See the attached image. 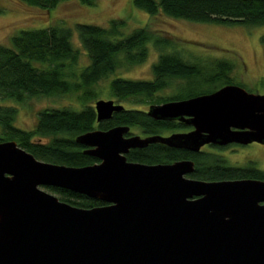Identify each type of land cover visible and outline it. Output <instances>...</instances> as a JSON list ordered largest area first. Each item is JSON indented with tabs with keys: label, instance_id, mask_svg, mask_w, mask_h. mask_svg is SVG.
I'll return each mask as SVG.
<instances>
[{
	"label": "water",
	"instance_id": "95a60500",
	"mask_svg": "<svg viewBox=\"0 0 264 264\" xmlns=\"http://www.w3.org/2000/svg\"><path fill=\"white\" fill-rule=\"evenodd\" d=\"M99 123L125 106L94 101ZM146 113L189 131L143 136L128 125L76 137L99 161L70 166L0 142V264H264V179L200 180L195 162L147 164L127 154L151 143L200 152L206 145H264V94L237 84ZM43 187L104 202L75 206Z\"/></svg>",
	"mask_w": 264,
	"mask_h": 264
},
{
	"label": "trees",
	"instance_id": "16d2710c",
	"mask_svg": "<svg viewBox=\"0 0 264 264\" xmlns=\"http://www.w3.org/2000/svg\"><path fill=\"white\" fill-rule=\"evenodd\" d=\"M23 1L53 9L67 0ZM81 1L95 4V0ZM134 5L153 17L165 15L203 23L264 25V0H134ZM125 23L122 19L113 20L108 26L89 23L76 25L90 59L79 74V82L70 80L80 57L79 49L72 43L71 28L57 25L23 29L12 36L9 43L0 42V142L16 140L21 147L44 161L70 166L91 165L99 160L85 153V147L76 142L78 135L96 128L107 130L118 125H128L131 131L138 127L144 136L162 134L167 130H185L189 128L185 123L156 120L140 105L186 99L213 92L228 84L241 85L231 77L234 62L216 59L204 63L186 59L182 49L170 51L177 43L169 31L146 25L124 34ZM150 42L159 51V58L153 64V78H113L110 81L109 99L122 103L125 109L99 123L91 102L101 97L93 86L100 80L111 78L124 66L145 62L149 56ZM261 42L264 45V35ZM173 79H184L187 83L171 96L155 98L159 91L170 86ZM190 88L195 91H189ZM81 89L85 96L82 109L46 108L39 112L35 129L25 130L15 125L18 108L8 101L25 102L30 98L60 96ZM127 158L147 164L190 159L196 163L191 177L200 180L264 179V170L257 168L255 162H250L246 167L230 166L221 155L208 148L192 152L151 143L145 148L132 149ZM48 188L59 194L61 200L75 206L93 208L105 204L70 190Z\"/></svg>",
	"mask_w": 264,
	"mask_h": 264
},
{
	"label": "rangeland",
	"instance_id": "374dc122",
	"mask_svg": "<svg viewBox=\"0 0 264 264\" xmlns=\"http://www.w3.org/2000/svg\"><path fill=\"white\" fill-rule=\"evenodd\" d=\"M0 8L2 9L0 12L1 43H9L12 36L23 29L60 25L73 30L72 43L80 51L79 62L74 68L75 73L70 77L73 82L80 81L79 74L90 62L76 25L89 23L108 26L113 20L124 19L126 21L124 34H129L134 29L146 25L153 29L169 31L177 43L174 48H170V51L182 49L186 59L204 63L216 59L234 62L235 69L231 73L233 80L243 85L249 92L264 94V45L261 42L264 25L203 23L170 18L165 15L153 17L136 7L134 0H95L94 5L85 4L81 0H67L53 9L30 5L23 0H0ZM148 46L149 56L145 62L120 68L111 78H105L95 84L93 90L101 98L109 99L110 81L117 76L139 80L152 79L153 64L159 58V51L155 49L153 42H150ZM186 83L187 80L184 79H173L170 86L159 91L155 98L171 96ZM190 90L195 91L194 88ZM84 97V91L81 89L60 96H41L27 99L25 102H8L18 108L15 125L25 130H33L41 110L46 108L80 110L85 106ZM91 104H94V101ZM140 107L148 109L149 105H140ZM133 131L135 134H142L138 127H135ZM225 152H227L225 158L230 165L244 166L255 162L264 170L262 144L253 143L247 147H240L236 151ZM43 188L60 198L59 194L52 192L48 187Z\"/></svg>",
	"mask_w": 264,
	"mask_h": 264
},
{
	"label": "flooded vegetation",
	"instance_id": "af4514ba",
	"mask_svg": "<svg viewBox=\"0 0 264 264\" xmlns=\"http://www.w3.org/2000/svg\"><path fill=\"white\" fill-rule=\"evenodd\" d=\"M148 109H146V111H147ZM163 121H165V120H163ZM174 122H179V123H181V121H178V120H174ZM182 123H184V122H182ZM188 129H185V130H183V129H179V130H167V131H164L161 135H164V136H168V135H171L172 133H174V132H181V131H189V130H191L192 129V127L191 126H189L188 125ZM134 129V128H133ZM131 133L132 134H135V132L132 130L131 131ZM141 135H143L144 136V134H143V132L141 131ZM253 143H256V144H258V145H261L260 143H257V142H253ZM253 143H251V144H253ZM251 144H247V145H242V144H238V143H231V144H228V145H225V146H219V145H214V144H210V145H206V146H204L203 148H202V150H205V149H209V150H211V151H213V152H215L216 154H219V155H221L223 158H224V160H226L227 161V159L225 158V153H227V152H225V151H227V150H232V151H236V150H238L240 147H247V146H249V145H251ZM264 146V145H263ZM176 149H179V148H176ZM201 150V151H202ZM189 151V150H188ZM193 152V151H192ZM219 152H221V153H219ZM98 162V161H97ZM228 162V161H227ZM229 164V163H228ZM230 165V164H229ZM247 165H249V163L248 164H246V165H244V166H236V167H246ZM230 166H235V165H230ZM256 167L257 168H259L258 166H257V164H256ZM261 169V168H260ZM195 170H196V163H195ZM195 172V171H194ZM193 172V173H194ZM192 173V174H193ZM191 174V175H192ZM191 175H190V177H191ZM240 179V178H239ZM242 179V178H241ZM208 181H210V180H208Z\"/></svg>",
	"mask_w": 264,
	"mask_h": 264
}]
</instances>
